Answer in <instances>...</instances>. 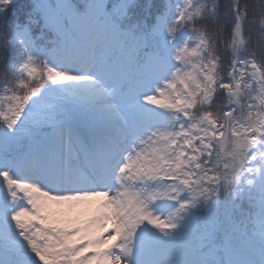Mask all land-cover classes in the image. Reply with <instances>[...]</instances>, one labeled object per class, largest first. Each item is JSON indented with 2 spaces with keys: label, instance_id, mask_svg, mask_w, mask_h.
I'll use <instances>...</instances> for the list:
<instances>
[{
  "label": "snow or ice",
  "instance_id": "6c2138e0",
  "mask_svg": "<svg viewBox=\"0 0 264 264\" xmlns=\"http://www.w3.org/2000/svg\"><path fill=\"white\" fill-rule=\"evenodd\" d=\"M14 5L0 264H264V0Z\"/></svg>",
  "mask_w": 264,
  "mask_h": 264
},
{
  "label": "trees",
  "instance_id": "16d2710c",
  "mask_svg": "<svg viewBox=\"0 0 264 264\" xmlns=\"http://www.w3.org/2000/svg\"><path fill=\"white\" fill-rule=\"evenodd\" d=\"M146 0H141V3H145ZM153 2L158 3L159 0H153ZM30 3V0H15L14 7L9 8L8 18H12L13 12L18 16L22 14L23 11H26L27 5Z\"/></svg>",
  "mask_w": 264,
  "mask_h": 264
},
{
  "label": "rangeland",
  "instance_id": "374dc122",
  "mask_svg": "<svg viewBox=\"0 0 264 264\" xmlns=\"http://www.w3.org/2000/svg\"><path fill=\"white\" fill-rule=\"evenodd\" d=\"M91 211H92V210H89L87 213H83V214L81 215V217H80V218H81V219L85 218V216H86V215H89V214H91ZM73 215L75 216V215H76V213H73Z\"/></svg>",
  "mask_w": 264,
  "mask_h": 264
}]
</instances>
